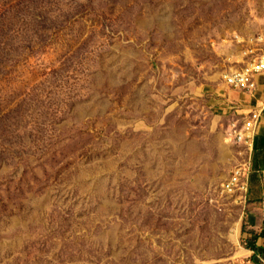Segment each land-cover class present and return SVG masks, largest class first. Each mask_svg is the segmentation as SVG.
<instances>
[{
	"label": "rangeland",
	"instance_id": "1",
	"mask_svg": "<svg viewBox=\"0 0 264 264\" xmlns=\"http://www.w3.org/2000/svg\"><path fill=\"white\" fill-rule=\"evenodd\" d=\"M261 54L264 0H0V264H251Z\"/></svg>",
	"mask_w": 264,
	"mask_h": 264
},
{
	"label": "crops",
	"instance_id": "2",
	"mask_svg": "<svg viewBox=\"0 0 264 264\" xmlns=\"http://www.w3.org/2000/svg\"><path fill=\"white\" fill-rule=\"evenodd\" d=\"M257 91L254 95L245 93L241 99L248 118L256 122V129L248 148L245 167L247 190L244 194L248 230L243 223L239 227L238 240L250 256L251 264H264V72L257 77ZM248 241V246H246Z\"/></svg>",
	"mask_w": 264,
	"mask_h": 264
},
{
	"label": "built area",
	"instance_id": "3",
	"mask_svg": "<svg viewBox=\"0 0 264 264\" xmlns=\"http://www.w3.org/2000/svg\"><path fill=\"white\" fill-rule=\"evenodd\" d=\"M264 72V54L250 60L241 70L225 75L227 82L237 88L244 90L249 95H254L257 91V77ZM256 129V122L252 118L246 117L242 126L233 130V138L237 142H242L247 149L251 146L252 137ZM226 190L229 193H237L243 196L247 190V177L243 169L237 168L227 181Z\"/></svg>",
	"mask_w": 264,
	"mask_h": 264
},
{
	"label": "trees",
	"instance_id": "4",
	"mask_svg": "<svg viewBox=\"0 0 264 264\" xmlns=\"http://www.w3.org/2000/svg\"><path fill=\"white\" fill-rule=\"evenodd\" d=\"M248 244H249L248 241H246V246H248Z\"/></svg>",
	"mask_w": 264,
	"mask_h": 264
}]
</instances>
